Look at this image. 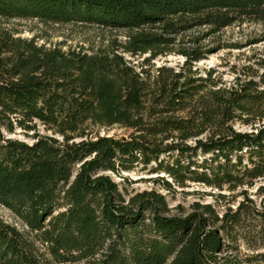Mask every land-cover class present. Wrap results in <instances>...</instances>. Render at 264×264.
Returning <instances> with one entry per match:
<instances>
[{
	"label": "trees",
	"instance_id": "16d2710c",
	"mask_svg": "<svg viewBox=\"0 0 264 264\" xmlns=\"http://www.w3.org/2000/svg\"><path fill=\"white\" fill-rule=\"evenodd\" d=\"M0 16L129 30L89 52L0 26V203L25 225L0 217V264H264V181L259 201L243 189L236 206L173 213L165 193L129 191L124 174L164 172L154 180L167 190L264 179V70L223 85L193 68L201 47H176L187 30L243 22L264 41V0H0ZM146 52L186 61L137 69L124 55ZM38 121L63 139L4 132ZM106 125L129 131L91 135Z\"/></svg>",
	"mask_w": 264,
	"mask_h": 264
},
{
	"label": "rangeland",
	"instance_id": "374dc122",
	"mask_svg": "<svg viewBox=\"0 0 264 264\" xmlns=\"http://www.w3.org/2000/svg\"><path fill=\"white\" fill-rule=\"evenodd\" d=\"M0 26L9 29L15 35L22 37H34L37 42L48 46H61L64 49L76 48L89 52L99 49L110 48L120 45L127 37L128 29L110 28L97 24H86L78 22H53L43 21L37 17H4L0 16ZM260 26L256 23L243 22L235 23L216 33H210L208 27H196L178 36V46L194 45L199 46L205 51V56L200 60L193 61V68L199 72V75L212 77L220 80L223 85H231L239 78L252 77L250 72L263 71L260 65L264 57V41L253 42V37L259 32ZM137 69L142 65L154 70L160 65H170L175 69H180L186 61V56L177 52L152 55L150 52L131 55L124 53ZM37 129L26 130L16 128L14 132L4 131L9 137L20 138L31 141L35 134L56 135L60 139L62 136L54 134L47 129L41 122H37ZM236 128L241 130L252 129L251 126L243 123H237ZM129 129L120 125H106L93 127L94 134L122 135L128 133ZM81 138H77L80 140ZM192 143L194 140L191 141ZM132 181L129 191L155 188L165 193L172 212H186L192 209L196 201L213 202L218 209L226 207L228 204L236 206L241 198V191L247 189L251 196L260 200L257 196V187L264 181L259 179L254 185H245L231 190L227 187L219 189L204 183L189 181L184 186L175 184L174 190H167L160 182L154 180L158 174L150 173L140 167L135 170L124 172ZM116 179H123L121 176H115ZM223 193L225 196H217ZM0 217L25 228L21 220L5 205L0 203ZM244 251L251 252L252 249L243 248ZM263 250V249H261Z\"/></svg>",
	"mask_w": 264,
	"mask_h": 264
}]
</instances>
